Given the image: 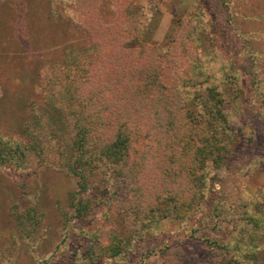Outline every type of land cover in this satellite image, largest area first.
Instances as JSON below:
<instances>
[{
    "label": "rangeland",
    "instance_id": "1",
    "mask_svg": "<svg viewBox=\"0 0 264 264\" xmlns=\"http://www.w3.org/2000/svg\"><path fill=\"white\" fill-rule=\"evenodd\" d=\"M139 28L141 41L127 48ZM151 66L180 112L184 96L217 87L218 114L238 135L227 163L207 169L191 219L130 213L136 194L111 163L100 187L97 161L89 172L72 169L94 152L76 163L77 108L64 92L77 85L84 99L111 106L123 95L99 90L129 86ZM177 83L188 93L174 91ZM48 103L56 116L43 111ZM31 131L40 150L24 165ZM0 136V264H264V0H0ZM153 172L126 178L141 183V200L164 193ZM75 193L85 216L75 215Z\"/></svg>",
    "mask_w": 264,
    "mask_h": 264
},
{
    "label": "trees",
    "instance_id": "2",
    "mask_svg": "<svg viewBox=\"0 0 264 264\" xmlns=\"http://www.w3.org/2000/svg\"><path fill=\"white\" fill-rule=\"evenodd\" d=\"M127 10L129 14H133L129 8ZM139 31L140 35L135 37L133 42L125 43L128 45L127 48L136 46L139 39L141 41L144 35L141 28ZM167 50L170 53L169 56L176 53L175 48ZM159 52L154 51V55L158 57ZM173 65L169 69L170 72L175 73ZM136 72L134 80L129 86L119 83L114 88L112 87L113 90L110 88L99 90L98 94L102 92L105 93V96L113 92L123 95L122 97L118 96L111 106L104 104L107 100L103 103L101 101L103 98L99 95L96 100H94L95 96L84 99L83 91H78L77 85L75 89L70 86L64 92L63 97L66 100L74 99V103L71 105L77 108L75 112L73 111L77 119L75 121L77 131L74 145L79 153L76 155V163L85 155L86 148L89 151L92 150V153L94 152V155L90 154L83 161L80 168L73 166L72 169L81 174V170L87 166L89 172L94 168V161H97L96 168L98 170L94 174V185L100 187L103 170L107 169L106 166L111 163L114 168L110 174L114 173L112 175L114 178L117 177V180L126 187H132L133 195L136 194V198L131 203L133 210L130 213L133 215L144 214L147 219L154 217L157 220L175 216L191 219L205 201L206 182L203 179L207 169L212 166L219 169L225 165L237 146L236 137L238 135L223 122V117L217 111V100H220L219 95H222V92L217 87L206 86L195 91L194 95L184 96L186 101H183L184 103L180 106L182 109L180 112L177 110L178 106L174 98L167 92L166 86L161 83L160 68L151 66L147 73ZM181 87L183 85L177 83L172 86V89L174 91L177 89V92L181 91L183 95L187 94L188 92L182 91ZM185 87L193 88L191 85ZM130 94H139L140 97L138 100H133L129 96ZM93 105H99L97 109L99 112L93 113L94 116H91L89 110ZM43 111L50 117L56 116L55 107L50 103L46 104ZM33 135L34 132L31 131L29 147L34 150L24 156L23 162L29 158L33 160V156L36 154L35 149L39 142ZM4 141L0 136V153ZM22 143L24 142L19 139L14 142L21 148ZM138 143H141V149L136 148ZM15 150L18 151V148ZM136 150L137 154L134 157L133 152ZM26 151L29 150L25 149L23 153ZM72 152L74 153L73 150ZM135 158H137L136 161ZM26 163L24 162V165ZM129 165L135 166V168H127ZM151 168H153V174L157 181L158 178H162L168 182L167 186H159V182L157 183L155 180L154 187L161 189L164 193L157 191L153 202L149 196L144 200L138 196L139 190H142L141 183L131 182L129 185L130 181H126L127 177H131L130 175L141 177L144 175L145 179H149L147 172ZM217 171L213 170L214 174ZM134 184L135 186H133ZM177 184H181L183 187L175 189ZM86 188L87 185L81 182L80 189L83 191ZM73 201L72 205L76 209L75 215L77 217L85 216L88 209L86 202L83 200L79 202L76 193ZM250 217L253 219L254 216L251 214ZM139 221L149 226L151 223V221L144 222L142 219ZM252 233L258 234L259 231H252ZM113 236L118 240L121 239L116 233H113ZM118 245L120 244L118 243ZM116 247L118 248V246Z\"/></svg>",
    "mask_w": 264,
    "mask_h": 264
}]
</instances>
